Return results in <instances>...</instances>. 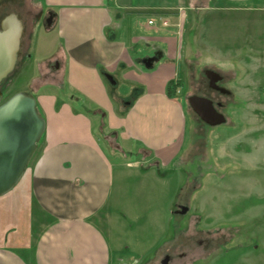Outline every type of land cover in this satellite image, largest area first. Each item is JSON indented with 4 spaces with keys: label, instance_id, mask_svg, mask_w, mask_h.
<instances>
[{
    "label": "crops",
    "instance_id": "obj_1",
    "mask_svg": "<svg viewBox=\"0 0 264 264\" xmlns=\"http://www.w3.org/2000/svg\"><path fill=\"white\" fill-rule=\"evenodd\" d=\"M40 3L53 15L45 30L58 28L64 48L49 57L60 61V69L39 66L31 78L35 87L26 93L38 95L41 84L62 88L68 81L69 93H79L95 113L83 114L55 91L36 101L45 131L17 193L0 198V264H128L123 254L114 259L110 236L101 229L115 168L144 173L177 161L185 115L177 96L169 98L166 90L180 80L186 36H196L199 28L206 38L204 25H220L227 13L243 14L242 22L233 21L241 29L238 42L222 50L232 57L248 51L250 69L256 70L264 59V0ZM120 82L129 84L127 95L116 93ZM128 156L136 159L123 161Z\"/></svg>",
    "mask_w": 264,
    "mask_h": 264
},
{
    "label": "rangeland",
    "instance_id": "obj_2",
    "mask_svg": "<svg viewBox=\"0 0 264 264\" xmlns=\"http://www.w3.org/2000/svg\"><path fill=\"white\" fill-rule=\"evenodd\" d=\"M21 14L25 17L23 11ZM241 15L220 16V25H208L214 30L204 25L206 38L201 39L197 28L196 36L190 32L182 44L178 81L182 85L175 95L185 119L177 161L150 173L124 165L115 168L110 204L105 210L108 220L101 226L110 236L114 259L123 254L128 264H160L167 254L170 264H264V59L259 60L256 70L250 69L248 51L232 57L222 50L225 43L238 42L235 39L241 29L233 21L242 22ZM57 33L58 28L45 30L37 25L31 40L22 47L14 72L0 87L2 101L33 90L31 78L37 76L39 66L52 64L49 57L64 48ZM206 71L221 75L222 88L230 93L211 91ZM65 83L62 88L60 84H41V94L29 95L40 102L46 92H59L61 100L72 101L83 114H94L79 93H69L68 81ZM129 91L126 82H120L116 89L121 95ZM198 94L224 104L221 112L225 123L207 126L201 122L187 101ZM115 134H111L112 139L109 135L110 146ZM40 144L41 139L25 172ZM135 159L128 156L123 161ZM23 180L0 198L16 194ZM180 205L188 208L183 215L177 213Z\"/></svg>",
    "mask_w": 264,
    "mask_h": 264
},
{
    "label": "water",
    "instance_id": "obj_3",
    "mask_svg": "<svg viewBox=\"0 0 264 264\" xmlns=\"http://www.w3.org/2000/svg\"><path fill=\"white\" fill-rule=\"evenodd\" d=\"M24 27L22 20L15 13H10L0 20V85L15 70L20 56ZM219 76L217 73L206 71ZM214 80V83L220 80ZM223 94L230 92L216 88ZM0 91V196L8 193L22 178L33 158L37 144L45 131V120L38 113L36 100L28 93L18 92L5 101ZM188 103L193 112L209 126L225 123V116L216 112L212 101L203 97H190ZM185 214L187 207H180ZM165 256L160 264H168Z\"/></svg>",
    "mask_w": 264,
    "mask_h": 264
},
{
    "label": "flooded vegetation",
    "instance_id": "obj_4",
    "mask_svg": "<svg viewBox=\"0 0 264 264\" xmlns=\"http://www.w3.org/2000/svg\"><path fill=\"white\" fill-rule=\"evenodd\" d=\"M21 11L24 12L25 17L22 16ZM10 13L17 14L20 17V19L22 20L23 27H24L22 46H21L20 56H19V60H20V57L22 56V47H23L25 41L29 40L32 33L36 30L37 25H41L46 29L49 26V24L52 23L53 15L43 8V6L40 3V0H0V20ZM30 40H31V38H30ZM53 60H54L53 63L47 64L46 67H48V70H59L60 69V67H59L60 61L57 60L56 58H54ZM17 64H18V62H17ZM219 76L221 77V79L214 83V80L218 79ZM219 76H215L214 74L210 73V78H208L207 87L211 91H215L219 94H223L218 89H216V88H222L223 87L222 82H223L224 78L221 75H219ZM223 95H226V94H223ZM193 96L203 97V98H206V99L212 101V105H213L214 109L216 110V112L222 113L221 109L223 108L224 104L221 103L220 101H216V100L210 98L209 96L200 95V94L193 95ZM193 96H190V97H193ZM190 108H191V106H190ZM191 110H192V108H191ZM201 122H203V121L201 120ZM203 124H205V123L203 122ZM205 125H207V124H205ZM207 126H209V125H207ZM181 206L182 205H180L178 207L177 212L181 211V209H180ZM182 207H186V206H182ZM178 214L182 215L180 213H178ZM165 256H169V255L166 254V255H164V257ZM170 261L171 260L169 258L168 264H170Z\"/></svg>",
    "mask_w": 264,
    "mask_h": 264
},
{
    "label": "trees",
    "instance_id": "obj_5",
    "mask_svg": "<svg viewBox=\"0 0 264 264\" xmlns=\"http://www.w3.org/2000/svg\"><path fill=\"white\" fill-rule=\"evenodd\" d=\"M10 77V76H9ZM8 77V78H9ZM7 78V79H8ZM6 79V80H7ZM6 80H4L3 82H2V84L6 81ZM1 84V85H2ZM0 85V86H1ZM182 85V83L181 82H169L168 83V85H167V90H166V94H167V96L169 97V98H174L175 97V93H176V89L178 88V87H180ZM38 111V110H37ZM38 113H39V111H38Z\"/></svg>",
    "mask_w": 264,
    "mask_h": 264
},
{
    "label": "built area",
    "instance_id": "obj_6",
    "mask_svg": "<svg viewBox=\"0 0 264 264\" xmlns=\"http://www.w3.org/2000/svg\"><path fill=\"white\" fill-rule=\"evenodd\" d=\"M149 24H152V22L150 21ZM163 25H166V23L164 22Z\"/></svg>",
    "mask_w": 264,
    "mask_h": 264
}]
</instances>
